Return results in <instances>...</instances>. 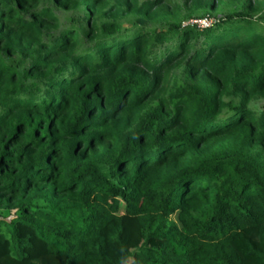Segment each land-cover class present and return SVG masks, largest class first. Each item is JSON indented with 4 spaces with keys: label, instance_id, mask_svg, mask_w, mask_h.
<instances>
[{
    "label": "trees",
    "instance_id": "1",
    "mask_svg": "<svg viewBox=\"0 0 264 264\" xmlns=\"http://www.w3.org/2000/svg\"><path fill=\"white\" fill-rule=\"evenodd\" d=\"M0 264H264V0H0Z\"/></svg>",
    "mask_w": 264,
    "mask_h": 264
},
{
    "label": "built area",
    "instance_id": "2",
    "mask_svg": "<svg viewBox=\"0 0 264 264\" xmlns=\"http://www.w3.org/2000/svg\"><path fill=\"white\" fill-rule=\"evenodd\" d=\"M187 24H197L199 27H209L213 24V20L209 18L192 20L187 22Z\"/></svg>",
    "mask_w": 264,
    "mask_h": 264
},
{
    "label": "rangeland",
    "instance_id": "3",
    "mask_svg": "<svg viewBox=\"0 0 264 264\" xmlns=\"http://www.w3.org/2000/svg\"><path fill=\"white\" fill-rule=\"evenodd\" d=\"M214 17V20L216 19L217 20V18H219V15H215V16H213ZM137 23V20H136V18L135 17H132L130 20H127L126 21V25H130L131 26V24H133V23ZM13 217V216H12ZM12 217H8V219L7 220H10Z\"/></svg>",
    "mask_w": 264,
    "mask_h": 264
}]
</instances>
